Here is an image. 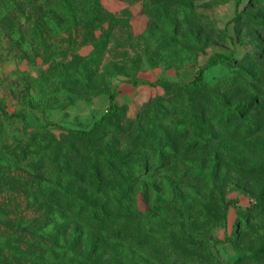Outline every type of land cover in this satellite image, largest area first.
<instances>
[{
  "label": "rangeland",
  "instance_id": "obj_1",
  "mask_svg": "<svg viewBox=\"0 0 264 264\" xmlns=\"http://www.w3.org/2000/svg\"><path fill=\"white\" fill-rule=\"evenodd\" d=\"M56 1L0 0V101L21 115L0 109V264H264V0H102L101 24L76 28L46 20ZM218 53L236 60L194 88ZM112 102L92 144L64 134ZM91 145L132 167L136 220L125 246L86 235L81 254L37 210V170Z\"/></svg>",
  "mask_w": 264,
  "mask_h": 264
},
{
  "label": "trees",
  "instance_id": "obj_2",
  "mask_svg": "<svg viewBox=\"0 0 264 264\" xmlns=\"http://www.w3.org/2000/svg\"><path fill=\"white\" fill-rule=\"evenodd\" d=\"M36 11V13H42L41 9ZM102 12V0H57L55 11L49 12L45 18L46 20H57V24L69 22L76 28L85 22L91 25H100L103 20ZM235 60V57L227 54H214L199 70L198 75L192 82L193 87L199 89L206 85L204 76L210 68L223 62H233ZM242 107H245V105H242ZM0 109L11 118L21 117L19 114L9 115L4 111L1 101ZM118 112L119 105L112 102L108 114L95 122L89 130H70L65 131L64 134H72L74 137L81 139L82 142L92 144V140L97 136L102 124ZM45 128L51 130V133L57 136L56 143H59L60 139L58 138L56 125L49 124ZM104 148L107 151L109 150L107 146H103L102 149L101 145H91L87 151H75L74 155L77 157L66 155L69 161H66L65 165L59 169L54 156H51L50 153L47 158L40 160V166L37 170L40 175L37 184L39 194L36 201L37 210L44 211V213L60 212L58 218L50 217L46 223H49L57 239L59 236L66 239L65 244L68 249L76 246V249L79 250L80 245H78V241H75L78 237L86 235H88L86 241L90 238V241H87L86 244L90 246L96 244L97 248L101 246L105 248L106 246L114 247L115 245L125 246L129 243L133 230H135V225L132 223L136 220L133 217V206L129 207V203L133 201L130 199L131 190H133L132 181L130 180L132 167L125 173L119 171L114 163L116 161L113 159L116 153L109 151L108 154H104ZM122 164L123 161L121 160L119 166ZM19 178L23 182H32L30 177ZM36 178L38 176L34 179ZM24 188L28 192L32 189L28 186ZM105 188L108 192L116 195L115 197H117L120 204L111 207L110 199L104 195L102 196ZM263 198L264 188L259 194V201L261 202ZM63 212L78 214L74 216ZM5 213V208L0 204V216L2 217ZM120 213L124 215H120ZM86 231L89 232L86 233ZM57 241L55 242L58 243ZM87 249L88 247L85 251ZM80 253L82 254L81 251Z\"/></svg>",
  "mask_w": 264,
  "mask_h": 264
}]
</instances>
